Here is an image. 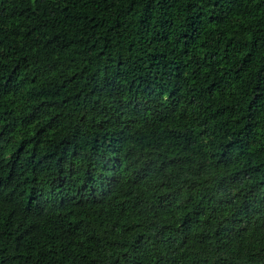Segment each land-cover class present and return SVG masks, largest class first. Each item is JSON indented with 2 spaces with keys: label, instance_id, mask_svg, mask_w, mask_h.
I'll return each instance as SVG.
<instances>
[{
  "label": "trees",
  "instance_id": "obj_1",
  "mask_svg": "<svg viewBox=\"0 0 264 264\" xmlns=\"http://www.w3.org/2000/svg\"><path fill=\"white\" fill-rule=\"evenodd\" d=\"M0 264H264V0H0Z\"/></svg>",
  "mask_w": 264,
  "mask_h": 264
}]
</instances>
